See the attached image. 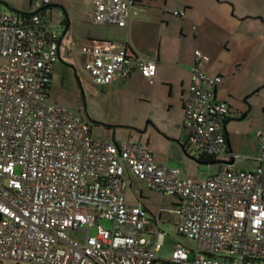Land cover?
<instances>
[{"label":"built area","instance_id":"obj_1","mask_svg":"<svg viewBox=\"0 0 264 264\" xmlns=\"http://www.w3.org/2000/svg\"><path fill=\"white\" fill-rule=\"evenodd\" d=\"M49 2L31 3L39 9ZM137 2L92 0V20L123 27ZM46 20L39 11L0 13V259L156 264L163 234L156 227L148 237L147 210L125 203L129 172L176 199L177 231L195 241L193 250L175 244L167 264H264V121L255 132L254 169L225 168L197 180L180 177L141 142L94 138L81 117L48 97L59 34ZM76 51L94 84L124 79L133 65L153 83L155 62L125 47L84 42ZM194 56L203 58L199 50ZM221 80L197 64L190 68L183 128L195 157L233 159L223 133L228 105L214 95ZM100 218L111 226L99 225Z\"/></svg>","mask_w":264,"mask_h":264},{"label":"crops","instance_id":"obj_2","mask_svg":"<svg viewBox=\"0 0 264 264\" xmlns=\"http://www.w3.org/2000/svg\"><path fill=\"white\" fill-rule=\"evenodd\" d=\"M31 2L32 0H0V13H12L13 10L21 12L38 10L32 6ZM87 2L86 10L81 7L80 2H76L73 6L75 19H70L67 22L64 20L66 32L58 41V56L51 65L50 84L47 89L50 100H52L50 85L55 79L56 71L66 76L68 69H73L74 73L78 69L86 79L90 80L81 68L80 54L76 49L81 43L91 42L107 43L113 49L125 47L135 56L155 62L156 71L152 84H148L140 75L137 66L133 65L128 77L117 78L102 85H124L127 87L139 85L136 90L140 95H143L140 97H143L145 102L154 103L155 109L152 113L147 111L148 121L145 127L131 139L145 144L153 157L166 165L171 160V152L178 158H184L181 150L188 155L184 148L189 152L185 145L183 101L187 94L190 68L194 64H197L208 75L222 77L221 82L214 89V95L228 105V112L223 121V133L230 151H232L231 138H233L235 129L234 122L241 120L255 107L261 108L264 113V93L261 91V87L264 85V74L261 75L257 72L248 77L250 70L247 68L248 63L245 62L247 57L260 55L264 52V42L261 43L264 39V0H142L132 6L126 25L123 27L94 22L91 14L92 0H87ZM60 3L61 7H65V2L60 1ZM44 7L45 5L41 8ZM175 10H183V14L174 15L173 11ZM45 16L46 26L55 29L49 23L50 16L46 14ZM74 22L83 27L81 33H77L76 29L71 28ZM188 34H191L189 37L191 38V47H193L191 53L184 52L182 49V40L187 38ZM205 39H210L213 44L218 46L217 49L220 47L223 51L233 52L236 58L234 61L236 67L242 65L240 61H243V65L245 64L243 81L235 80V84H233L232 80H229L224 83L225 85L223 84L225 76L219 70V63L215 65V62L211 60L213 50H210V46L203 42ZM195 50L202 53V59L196 60ZM1 58L0 62L5 60L3 56ZM58 60L60 63L57 62ZM179 62L184 66H179ZM178 67L185 69L188 75L185 77L176 75L174 70ZM244 82L247 85L241 94H235V92L239 93L238 90L231 93L229 85H233L237 89L240 85H244ZM175 83L178 85H174ZM158 104L167 107L168 111L156 109ZM169 109L174 113H171ZM263 121L264 118L261 125ZM111 141L119 142L115 139ZM179 176L181 177L180 170ZM126 177H132L149 188L145 180L137 179L129 172L125 173L124 178ZM149 190L156 196L148 198L142 194L140 189L139 196L133 203L127 201L124 191V201L128 205L139 204L147 210L150 224L147 235L151 238L152 230L156 227L159 230L163 211L172 213L175 223L177 215L172 211L176 204L174 197L162 195L155 189L149 188ZM158 196L160 199L154 210L150 205H155L154 200H157ZM163 196L173 198L167 202L166 208L162 205L164 203L161 200Z\"/></svg>","mask_w":264,"mask_h":264},{"label":"rangeland","instance_id":"obj_3","mask_svg":"<svg viewBox=\"0 0 264 264\" xmlns=\"http://www.w3.org/2000/svg\"><path fill=\"white\" fill-rule=\"evenodd\" d=\"M61 2H65L61 7ZM81 3V7L86 10L88 7L87 0H52L50 5L45 8L46 15L50 16L51 25L55 27L59 35L65 29L66 23L70 19L74 20L73 6L75 3ZM61 5V6H60ZM50 14V15H49ZM62 21V23H60ZM65 23V24H64ZM71 28L77 33H81L83 28L81 24L72 23ZM70 28V29H71ZM191 34H188L187 38L182 40V49L184 52H192L191 47ZM207 46H210L212 51L211 60L215 62V65L220 67V72L225 76L223 84L229 80L233 84L235 80H244V65L243 61H240L242 65L236 67L234 61L236 60L233 52L223 51L220 47L217 49V45L213 44L210 39L203 40ZM264 42L261 41V43ZM202 43V42H201ZM207 49V47H206ZM217 50V51H216ZM2 60L0 56V61ZM248 63L247 68L250 70L248 77L253 76L257 72L264 74V52L260 55H254L253 57H247L245 59ZM60 63V61H57ZM179 66H184L182 63H178ZM55 79L50 85V96L52 100L67 106L71 112L82 118V120L90 126L91 135L94 138L100 140L111 141L113 139L117 141L122 140H134L139 130L145 127L148 121L146 116L147 111L152 113L154 108L153 102H145L142 94L136 90L139 85H96L90 80L86 79L78 69L74 73L73 69H68L67 75L64 76L61 72L56 71ZM174 73L178 76L185 77L187 74L185 69L178 67L174 70ZM174 85H178L175 83ZM225 85V84H224ZM244 85H240L235 89L233 85H229L231 93L239 95L243 92ZM236 87L238 85H235ZM233 87V88H230ZM158 98V95H156ZM237 98L236 96H234ZM156 109H164L168 111L167 107H163L158 104ZM171 110V109H169ZM173 111L171 110V113ZM174 113V112H173ZM264 118V113L259 107L253 108L246 116L241 120H237L235 123L234 133L232 135V154L233 159L230 160L219 156L217 160L219 162L207 163L204 161H197V158L189 153L188 155L181 150L184 158H178L171 152V160L167 164L168 166L176 167L181 171V177L191 180H197L202 177L203 173L215 174L221 169L232 168L238 170H252L255 168L257 162L254 156L257 155V140L255 136L256 130L261 125ZM135 141V140H134ZM229 161V162H223ZM126 189L125 194L127 201L135 203V199L138 198L139 192L148 198H152L154 193L141 183L132 177L125 178ZM163 207L166 208L167 202L173 200L171 197H162ZM159 196L155 201V205H150L152 209H156L159 201ZM98 224L104 227H110L111 222L103 218L98 219ZM159 231L162 232V244L160 249L156 252V264H167L166 261L171 256V251L174 245L180 244L185 248L193 250L195 248V241L186 236L181 235L177 231L175 225V217L168 211H163L161 215V221L159 223ZM95 233V226L90 227L88 234ZM76 239L80 238V234H73ZM190 259L193 257V253L189 254ZM0 264H26L24 262H17L11 259H0Z\"/></svg>","mask_w":264,"mask_h":264},{"label":"trees","instance_id":"obj_4","mask_svg":"<svg viewBox=\"0 0 264 264\" xmlns=\"http://www.w3.org/2000/svg\"><path fill=\"white\" fill-rule=\"evenodd\" d=\"M134 1H141V0H134ZM49 5H50V3L46 4L45 7L44 8H41V10L39 12L42 13L45 16V14H46L45 8L48 7ZM35 11H37V10H35ZM49 84H50V81H49V83H48V85L46 87V90L49 88ZM89 128H90V126H89ZM184 151L189 154V152L187 150H185V148H184ZM196 158H197V161H204V162H207V163H211V162L216 161L213 158H200V157H196ZM155 263H156V260H155Z\"/></svg>","mask_w":264,"mask_h":264},{"label":"water","instance_id":"obj_5","mask_svg":"<svg viewBox=\"0 0 264 264\" xmlns=\"http://www.w3.org/2000/svg\"><path fill=\"white\" fill-rule=\"evenodd\" d=\"M41 9H38L37 11H39ZM13 12H16V13H33L34 11H30V12H21V11H16V10H13ZM65 32H66V26H65V29L62 31V33L60 34L59 38H58V41L65 35ZM216 162H219V160H216ZM223 162H229V161H223Z\"/></svg>","mask_w":264,"mask_h":264}]
</instances>
